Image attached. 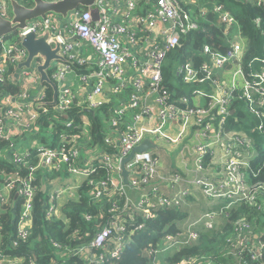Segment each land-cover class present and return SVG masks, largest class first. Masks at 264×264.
<instances>
[{
	"label": "built area",
	"instance_id": "obj_1",
	"mask_svg": "<svg viewBox=\"0 0 264 264\" xmlns=\"http://www.w3.org/2000/svg\"><path fill=\"white\" fill-rule=\"evenodd\" d=\"M154 1V2H152ZM198 0H97L88 10L77 9L69 18L64 19L57 15H47L44 18L32 19L23 29L16 31L17 40L5 38L0 40V81L10 65L16 67L15 78L23 87L20 94L5 93L0 97V138H15L9 149L0 150V165L9 158L13 173L6 167L0 170V203L11 202V191L22 199L19 210L17 233L20 237H27L32 221V198L37 189L35 176L39 168L51 171L62 163L69 162L80 156V144L76 142L75 132L70 129L74 120L67 115L76 106V94L69 82L68 75L77 70L76 65L93 64L90 72L78 74L83 89L89 90L90 108L114 103L115 117L109 124L110 135L107 141L120 147V152L105 154L99 151L89 154L88 159H99L106 168L119 173L122 180L120 186H125L121 176V162L131 151L145 139H156L163 142L171 141L177 146L193 135L194 142L187 147V152L194 159L196 177L190 180L183 179L179 174L174 180L192 184L205 193L216 203H223L226 207L236 205L242 198L248 197L249 181L247 171L250 161L260 157L261 153L255 149L252 137L244 131H228L226 126L227 115L235 89L244 90L240 98L249 103L253 112L260 113L256 107L264 108V66L258 64V70L247 75L240 63L242 45L240 38L230 41L231 49L225 55H215L214 50L207 44L203 46L204 76L199 77V70L191 58L179 66L184 72V81L206 82L211 81L210 87L195 88L190 95L174 97L172 92L164 86L162 66L171 48L180 46L181 34L195 25L183 23V3H196ZM146 3V9L140 10ZM147 3L151 6L147 8ZM145 6V5H144ZM94 11L98 12V19L94 18ZM0 13L4 17H11L6 0H0ZM188 19V14H184ZM223 19L229 25L233 22L232 16L225 13ZM50 31L61 48L59 54L65 60L54 61L51 65L53 80L58 86L57 102L54 111L65 117L60 122L68 129L60 134L58 147H50L39 142L37 136L41 132L39 123L40 113L48 111L50 104L41 83L38 67L42 59L35 60L30 69L19 68V64L27 60L28 51L22 45L23 38L29 33L41 35ZM78 37L80 41L74 38ZM85 45V46H84ZM89 50V54L85 52ZM98 61L91 60L93 54ZM227 63H234L229 71V77H222ZM217 76V77H216ZM114 82V84H111ZM91 86V87H90ZM131 89L126 100L118 102L107 97L105 91ZM212 89L211 92H208ZM217 91H222L218 96ZM104 96L105 98H101ZM219 107L218 116L215 108ZM137 112L126 118L129 111ZM220 117V127L215 123ZM124 125V129L120 125ZM178 126L181 135L170 133L166 126ZM80 131L87 129L86 125L78 126ZM264 126L260 125L261 132ZM158 144V143H157ZM72 146V147H70ZM70 147V149H68ZM258 148V147H257ZM154 150L136 153L127 163L129 171V185L140 193L137 200L128 198L125 207L127 213L134 209L140 212L145 219L155 215L154 209L166 207H180L185 198L190 196L191 190L184 187L173 194L166 193L156 175L159 173V158ZM182 149V154L184 153ZM206 154H210L214 164L206 166ZM37 159L34 161L33 159ZM264 163L255 169L259 170ZM95 166L90 163L80 169L72 167L74 181H49L47 215L58 216L61 212L59 200L66 196L68 199L76 197L79 178L87 177ZM24 172H26L24 174ZM107 187V183L100 182ZM263 189L264 183L255 185ZM104 192L99 190L96 197ZM251 197H254L251 194ZM16 208V207H15ZM215 212L206 213L199 221L205 226L212 227L211 220ZM88 219L91 216H87ZM144 223L139 224L136 230L143 229ZM244 229H251L249 224H239L240 232L236 241V253L242 254L247 244L251 245L252 257L256 260L264 258V242L255 235L251 241ZM249 232V231H248ZM197 234L191 232V238ZM1 240V233H0ZM124 220L112 219L104 227L95 232L91 239L73 247L66 246L67 259L76 256L75 264H107L109 260L120 258L126 242L130 241ZM168 246L176 240L167 236ZM0 257H3L0 252ZM35 264V263H30ZM201 264H219L212 261H203Z\"/></svg>",
	"mask_w": 264,
	"mask_h": 264
},
{
	"label": "trees",
	"instance_id": "obj_2",
	"mask_svg": "<svg viewBox=\"0 0 264 264\" xmlns=\"http://www.w3.org/2000/svg\"><path fill=\"white\" fill-rule=\"evenodd\" d=\"M17 1L27 6L33 4V0ZM6 2L10 6V0ZM149 6L151 5L147 3V8ZM182 11L183 23L187 24L188 21L194 24L195 28L181 34L182 44L167 51L162 66L164 86L174 97L190 95L195 88L210 87V80L185 82V74L179 69L181 64L192 58L199 70V77L204 76L202 65L206 58L202 55L205 44L214 50L215 55L220 56L231 49L232 39L240 38L242 45L240 63L245 73L251 75L256 72L259 63L264 66V0H198L196 3H183ZM185 13L188 14V19L184 18ZM225 13L233 18L230 25L223 19ZM80 66L75 67L80 68V71L87 70L85 66ZM233 67L234 63H227L224 73ZM48 73L53 80V70L50 69ZM15 74L16 67L10 65L5 79L0 81V97L5 93L17 95L23 91ZM43 87L50 104L47 107L48 111H38L41 132L37 139L50 147H58L60 134L68 128L60 122L65 117L57 115L54 106L51 105L54 96L52 85L45 82ZM130 91L131 89L125 90L127 94ZM211 91L212 89L208 90ZM243 93L245 91L240 88L232 93L233 99L229 109L234 112L227 115V130L244 131L251 136L256 144L255 149H258L261 155L250 161V169L247 171L250 185L248 197L242 198L232 207L222 205L218 209L206 212L216 213L212 227L205 226L204 221L199 223L203 226L198 229L191 227L193 224L183 223L187 214H183L181 206L154 209L155 215L147 219L134 209L127 213L125 207L129 203L128 198H132L129 196L131 186L121 187L119 173L106 168L99 159L87 158L89 154L98 151L105 154L120 152L119 146L107 141L110 135L108 127L115 117L112 109L115 104L108 103L94 109L75 106L67 117L74 120V126H77L72 127L70 131L77 134L76 142L82 144L80 156L60 164L51 171L43 167L37 171L35 176L37 189L32 198V221L27 237H20L17 233L19 210L23 201L16 195V190L11 191L10 203H0V252L3 256L0 257V264H75L76 256L67 259L65 247L89 241L96 231L112 219L124 220L131 240L126 242L120 258L109 260L107 264H201L203 261L219 264H264V258L256 260L252 257L253 249L250 244H247L242 254L236 253L235 246L240 234L237 230L239 224L250 225L251 229H244L243 232H247L251 241L256 240L255 235H258L264 242V193L263 189L255 186L264 183V166L259 170L255 169L264 163V131L261 132L259 129L260 125L264 126V108L256 107L260 113L253 112V109L248 107L250 104L240 98ZM217 111L218 106L215 108L216 117ZM136 112V109L129 111L126 118ZM87 117L88 123L85 122ZM81 124L86 125L87 129L80 131L78 126ZM215 125L216 128L220 127V117ZM120 128L124 129V125L121 124ZM14 141L15 138H0V150L9 149ZM212 160V156L206 154V166H211ZM9 161L8 158L1 164L0 170L6 167L9 173H13ZM90 163L94 164L95 170L78 182L76 197L67 200L58 216L48 217L47 182L57 180H60L61 184L66 181L72 182L74 180L70 169L72 167L83 169ZM156 180H159V174L156 175ZM102 181L107 183V187L100 185ZM99 190L104 194L96 197ZM134 190L139 192L137 189ZM251 194L254 197H251ZM88 215L91 216L90 219L87 218ZM141 223L145 224L144 228L136 230ZM191 232L197 234L196 238H191ZM167 236L173 237L176 243L168 246Z\"/></svg>",
	"mask_w": 264,
	"mask_h": 264
},
{
	"label": "water",
	"instance_id": "obj_3",
	"mask_svg": "<svg viewBox=\"0 0 264 264\" xmlns=\"http://www.w3.org/2000/svg\"><path fill=\"white\" fill-rule=\"evenodd\" d=\"M97 0H33L30 6L21 4L17 0H10L12 13L11 17H4L0 13V40L5 39L8 35L16 32L19 29L26 27L27 22L35 18H44L47 15H57L63 18H68L73 12L81 7L91 8ZM94 18L98 19V12L94 11ZM22 45L28 51V58L19 64V68L30 69L35 60L42 59V64L38 67V72L41 76V83H50L54 89V96L51 105L55 106L58 96V86L50 77L48 71L54 61L65 60L59 54L61 44L53 37L50 31H46L41 35L35 33L27 34ZM234 111L232 110L231 113ZM158 148V144L151 139H145L140 145L136 146L131 153L123 158L121 162V176L125 185H129V171L127 163L134 157L136 153H143L148 150Z\"/></svg>",
	"mask_w": 264,
	"mask_h": 264
},
{
	"label": "crops",
	"instance_id": "obj_4",
	"mask_svg": "<svg viewBox=\"0 0 264 264\" xmlns=\"http://www.w3.org/2000/svg\"><path fill=\"white\" fill-rule=\"evenodd\" d=\"M145 5V6H144ZM146 9V3L142 5L140 10ZM11 8V4L9 6V10ZM11 14V13H10ZM61 17V16H60ZM70 17V16H69ZM68 17V18H69ZM42 18V17H41ZM63 18V17H62ZM39 19V18H35ZM67 19V18H64ZM76 41H80L78 37L74 38ZM85 46V45H84ZM86 55L89 54V50L85 52ZM91 60L98 61V58L93 54L90 55ZM86 67V71H80V68L77 70H72L69 75L68 79L71 83L75 94H76V106L79 107H86L90 108V99H89V90L83 89V83H80V79L78 77V74L90 72L92 70L91 67H93V64H86L82 65ZM81 67V66H80ZM229 71H226L225 73H222V77L228 78L229 77ZM111 84H114V82H111ZM91 87V86H90ZM131 92V91H130ZM218 96H222L223 92L215 90ZM105 94L110 99L114 100V102H118L119 99L126 100L128 98V95L124 90L115 91L114 89H108L105 91ZM116 94V95H114ZM118 96V97H114ZM114 97V98H113ZM101 98H105L102 96ZM119 103V102H118ZM117 104V103H116ZM115 104V105H116ZM105 105V104H103ZM102 106V105H100ZM85 120L86 123H88V117ZM177 132V129H175L174 134ZM194 142L193 135H190L186 138L184 143L172 146V150H170L169 145H158V148L155 149L153 152L154 154L159 158V183L162 187V189L168 193L173 194L174 192L178 191L179 189H182L186 187L189 190H192V194L185 198V200L182 203L181 210L187 214V218L184 220V223H190L195 221V223L192 227L194 229H198L202 224H199L200 219L202 216L210 211L211 209H218L223 205V203H215L213 200L208 199L206 196H202L199 192V190H196L195 187L192 184H186L178 181H175L174 178L176 175H179L183 179H193L196 177V174L194 172V159H192V156L188 154L187 147L191 145V143ZM182 149H184V153L182 154ZM184 161L187 163V166L184 165ZM212 164H214V161H211ZM81 179L79 178V181ZM129 196L132 198H138L140 196V193L135 191L132 187L129 189ZM68 198L66 196H63L59 200V206L60 208L67 202ZM200 200V202H199ZM189 217H191L192 221H189ZM189 225V224H188Z\"/></svg>",
	"mask_w": 264,
	"mask_h": 264
},
{
	"label": "rangeland",
	"instance_id": "obj_5",
	"mask_svg": "<svg viewBox=\"0 0 264 264\" xmlns=\"http://www.w3.org/2000/svg\"><path fill=\"white\" fill-rule=\"evenodd\" d=\"M10 13H12V9H10ZM11 40H17V34H16V32H14V33H12L11 34V36L9 37ZM177 66V65H176ZM91 109H94V108H91ZM166 128L168 129V130H170V133H171V135L172 134H174V131H175V129H177V132L175 133V135L176 136H179V135H181V130L179 129V127L178 126H166ZM157 140V143H158V145L159 146H161V145H169L170 146V150H172V145H173V143L171 142V141H169V142H163L161 139H156ZM184 165H186L187 166V163L184 161ZM180 174V173H179ZM183 183H186V182H183ZM134 188V187H133ZM183 189V188H182ZM182 189H179V190H182ZM195 189L196 190H199L200 191V188H196L195 187ZM202 196H207L205 193H203L202 191H200L199 192ZM191 194H192V190H191ZM190 194V195H191ZM208 199H210V198H208ZM199 202H200V200H199ZM178 208H180V207H178ZM183 214H186L185 213V211L183 212ZM189 221L191 222L192 221V219H191V217H189ZM214 221H215V218L214 219H212L210 222H211V224L213 223L214 224ZM220 221H221V219H220ZM184 223V222H183ZM192 224L194 225V224H197V223H195V221L194 222H192ZM204 225H205V223H204ZM192 227V226H191Z\"/></svg>",
	"mask_w": 264,
	"mask_h": 264
},
{
	"label": "clouds",
	"instance_id": "obj_6",
	"mask_svg": "<svg viewBox=\"0 0 264 264\" xmlns=\"http://www.w3.org/2000/svg\"><path fill=\"white\" fill-rule=\"evenodd\" d=\"M155 150V149H154ZM216 203V202H215Z\"/></svg>",
	"mask_w": 264,
	"mask_h": 264
}]
</instances>
